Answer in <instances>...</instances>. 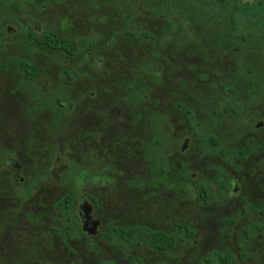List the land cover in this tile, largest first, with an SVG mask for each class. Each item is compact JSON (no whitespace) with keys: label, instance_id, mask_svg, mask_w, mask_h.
<instances>
[{"label":"flooded vegetation","instance_id":"1","mask_svg":"<svg viewBox=\"0 0 264 264\" xmlns=\"http://www.w3.org/2000/svg\"><path fill=\"white\" fill-rule=\"evenodd\" d=\"M39 1L41 6L34 8L42 10L45 1L54 0ZM66 11L56 20L58 25L54 23L57 30L50 31L64 44L73 41V50L66 44L33 43L25 30L28 21L13 23L29 45L4 43L1 31L0 213L7 210L8 195L17 197L15 205L33 199L34 205L20 210L30 219L27 222L43 224L41 213L53 209L54 203L48 207L40 197L57 192L59 187L46 188L51 182H62L56 207L68 214L79 196L77 214L87 236L103 237L111 250L115 245L137 247L149 255L173 252L195 237L194 228L178 219L186 193L183 185L190 182L204 206L211 202L210 188L217 184L224 194L230 193L229 202H236L238 196L244 203L242 216L253 212L263 219L260 95L232 94L229 85L221 86L218 81L226 77L225 65L220 71L211 64L200 79L195 74L183 76L178 65L182 76L175 75L179 82H172L163 63L155 66L159 75L151 76L149 60L143 63V72L133 64L107 80V59L114 44L103 45L95 31V37L81 46L80 36L72 35L77 23ZM143 49L150 56V50ZM41 53L48 60L40 62ZM247 111L256 118H246ZM40 117L44 126H39ZM202 187L208 191L205 199ZM167 205L169 210L174 207V218ZM166 216L173 220L169 225L162 222ZM225 222L230 226L236 218ZM184 226L195 235L184 237ZM156 234L171 237L173 244L151 247ZM244 234L248 239L251 232ZM72 254L78 255L74 250ZM219 255L203 258V264H220ZM127 257L132 264H143L142 256ZM209 259L212 262L206 263Z\"/></svg>","mask_w":264,"mask_h":264},{"label":"rangeland","instance_id":"2","mask_svg":"<svg viewBox=\"0 0 264 264\" xmlns=\"http://www.w3.org/2000/svg\"><path fill=\"white\" fill-rule=\"evenodd\" d=\"M21 1L27 3L26 0ZM156 1L54 0L45 1L46 7L42 6V10L35 9L31 3L23 7L26 12L40 20L42 26L47 30H57L58 27H55L54 23L58 25L56 20L64 16L66 9L70 12L72 23H77L72 35L80 36L81 46L95 37V31H97V35L101 36L103 45H108L117 38L113 48L109 50L107 80H114L121 74V72L118 73L122 70L121 68L125 71L133 64L138 65V69L143 72V63L149 61L150 57H154L163 60L165 70H168L169 77L173 78L169 81L179 82V79L174 77L175 75L182 76L177 72L178 65H182L183 69V66L190 64L192 57L197 60V52L202 53L203 60L209 58V41L212 40V35L218 30L219 33L220 31L224 32V29H219V27L224 25L225 17L219 14L216 9L201 5L200 0H186L182 4L179 2L178 7L166 4L167 11L165 10V13L170 19L168 20L173 22V26L176 25L175 27L178 26L179 28L176 30L173 27L172 30H168L166 27H159L157 35H155L157 45L145 47L146 50L151 49L150 56H147L144 52L142 53L143 47H135L131 42L130 44L125 43V33L134 30L138 22L146 23L151 19L148 11L155 6ZM130 3L137 8L138 13L130 6ZM241 3H243L241 4L243 8L256 7L260 14V32L255 36V39L258 38L259 40L253 47L261 48L264 38V0H243ZM246 3H250L251 6L244 5ZM54 4L56 5L54 6ZM5 5L6 1L0 0V31L5 25L3 28L4 43L29 45V41L22 35L19 26L14 24L15 22L4 23V15L8 14L7 12L4 14ZM207 13H212L214 16ZM18 14L19 24L24 25L23 15ZM158 14L155 12L151 15L158 19L157 25L159 26L161 23L158 22L165 20L160 18ZM6 16L8 17V15ZM63 19L61 23L64 25L66 21ZM133 20L137 22L130 24L129 21ZM94 24L97 25L96 28ZM26 25L29 28L34 27L31 21L27 22ZM9 26L12 27L11 32L8 30ZM248 31L245 30L246 33ZM137 44L141 45L140 41L136 42ZM130 45L132 46V53ZM164 52H168L169 55L164 54ZM47 58L46 54H39L40 62L48 60ZM256 67L254 76L262 79L261 87H258L259 85L253 86L248 82L251 76L248 75L245 68L240 72L239 77L242 80L223 76L218 82L222 83L221 86L223 84L233 85L238 82V94L248 95L249 90L255 92L259 88L264 92V63L259 62ZM191 71L199 79L202 77L201 72L203 70L189 69L186 70V73ZM257 95H260L259 99H263L259 102L258 108L262 110V119H264V93ZM249 108L254 109L253 107ZM252 115L247 111L245 116L250 118ZM38 122L40 123L39 126L45 124L42 117L39 118ZM51 183L52 185H48L46 188L53 190V188L59 187V189L48 197L46 195L40 197L41 200L46 199V206L48 207L54 203L53 209L46 208L41 213L43 224L41 222L37 224L34 220L30 223L27 222L29 218H26V213L20 210V206L34 205L33 199L27 200L24 196L23 199H26L27 203L22 201L21 204L15 205L18 201L17 197L13 194L7 196V210L0 213L2 217L0 219V264H132L127 257L129 254L142 256L143 264H203V258L213 256L215 259L216 254H229L231 258L227 264H264V230L261 231L260 229V227L264 228V218L260 219L259 215L253 212L242 216L241 211L244 203L238 201V196L237 201V198L234 199L236 202H229L232 196L229 192L224 194L220 191L217 184L210 188L211 202L207 206H204L196 193L195 184L190 182L188 185H183L186 193L182 195L184 203L181 217L178 219L182 220L183 223H189L196 231V235L193 239L184 241L181 247L174 249L173 252L167 254L152 252L149 255L145 249L137 247L126 248L115 245L117 248L113 247L114 249L111 250L110 245L105 243L103 237L99 235L87 236L83 232L77 214L79 196L75 199V207L67 214L63 209L56 207L57 200H60L62 196V190H60L62 182L53 181ZM167 204H169L168 201ZM168 207L169 205L166 207L167 213L173 217L174 207L171 206L170 210ZM232 218H236V222L230 226L226 225L225 219ZM158 220L156 219V222ZM163 220L165 225H169L173 221L167 219V216ZM245 230L251 232L248 239L244 234ZM100 231L110 233V230L107 229H100ZM72 250L78 255H73ZM135 263L133 262V264Z\"/></svg>","mask_w":264,"mask_h":264},{"label":"trees","instance_id":"3","mask_svg":"<svg viewBox=\"0 0 264 264\" xmlns=\"http://www.w3.org/2000/svg\"><path fill=\"white\" fill-rule=\"evenodd\" d=\"M1 1H6L5 8L6 10L4 11L7 12L8 14L4 15L5 21L4 23H7L8 21L12 22H18V16L17 13L23 15V20L25 21H33L34 23L37 24V28H29L28 26L26 27L27 34L29 38L32 40L33 43H38L39 45L45 46V47H50L51 45L53 46H63L64 42L62 39L56 38V35L51 32L50 30L45 29L42 26V23L40 20L35 18V16L31 15L30 13L25 11V5L28 3H31V0H26V4L22 2L21 0H1ZM186 0H157L155 3V6L148 11V14L151 16V19H149L146 23L138 22L135 26L136 28L132 31H127L125 33L126 41L125 43L131 42L132 45L135 47H152L156 46L157 44L155 41L157 38L155 35H157V30L159 27H166L168 30L178 29L179 27L173 26V22L169 21L170 19L165 13L166 6L167 5H173L178 7L179 2L182 4ZM198 1V0H197ZM196 1V2H197ZM243 0H200V4L203 5L204 7L207 8H214L218 11L219 14H222L225 19H224V25H221L219 29H224V32L219 33V30L217 33L212 35V40L209 41V58L208 59H202V53L197 52L198 59L194 60L192 57V61L190 62L189 65L183 66V76H192L193 71L190 73H186V70L189 68L190 70H205L207 69L211 64L213 68L215 69H221L223 65L225 69V74L228 77H231L233 79H240V72L245 68L248 75L251 76L250 80L248 81L251 83L253 86H258L261 87L260 83L262 82V79L256 78L254 74H256V66L257 64L264 63V38L262 39V44L261 48H256L253 47V45L257 44L258 38L255 39L256 35L258 32H260L259 28V23L261 22L259 13L256 9V7H250V8H243L241 3ZM171 2V3H170ZM41 3L43 1L36 0L33 3L34 5L41 6ZM167 4V5H166ZM184 5V4H183ZM246 6H251L250 3L244 4ZM24 6V7H23ZM130 6L138 13L137 8L131 3ZM132 9V10H133ZM167 11V10H166ZM158 12V16L163 20H160L161 22H158L161 25H157L158 19L153 18L151 15L152 13ZM14 13V15H13ZM18 14V15H19ZM208 14V13H207ZM8 15V17L6 16ZM208 15H212L208 14ZM214 16V15H212ZM211 16V17H212ZM7 17V18H6ZM169 19V20H168ZM138 21H141L137 19ZM172 20V19H171ZM175 21V20H174ZM137 21H129L130 24H135ZM4 28V26H2ZM1 27V28H2ZM2 28V29H3ZM1 29V31H2ZM37 29V30H35ZM257 29V32H256ZM245 30H249L246 33ZM0 31V35L1 32ZM155 32V33H154ZM128 39V40H127ZM141 43V45L137 44L136 42ZM116 40L113 42H110V44H115ZM124 45V44H123ZM139 45V46H138ZM66 46L70 48V50H73L75 48V44L73 41ZM142 48V49H143ZM150 53H151V49ZM188 57V56H187ZM195 57V53H194ZM150 68L152 71L151 76L159 75L158 70H155V66H157L159 63H163L162 59L150 57ZM182 68V65H180ZM211 68V67H210ZM188 69V70H189ZM221 71V70H220ZM41 70H39V73ZM205 74V73H204ZM236 76V77H235ZM242 80V79H240ZM238 81V80H237ZM238 82L234 83L233 85H229L231 89V93L233 94H238L239 89L237 88ZM258 93H264L260 90H257L255 92H250L248 91V94H253L256 95ZM233 118L239 119V117H236L233 115ZM252 120L256 118L255 115L250 116L248 118L249 120ZM238 121V120H237ZM201 197L203 199L206 198V195L208 194L207 188L202 187L200 190ZM124 235H130V234H124ZM195 235L194 230H192L189 226H184V237H191ZM171 242V237L165 235V234H156L152 235V242H151V247L153 248H164V247H169L173 243ZM230 256H225L220 254L218 256V262L220 264L226 263L228 260H230ZM212 260H208L206 263H210Z\"/></svg>","mask_w":264,"mask_h":264}]
</instances>
